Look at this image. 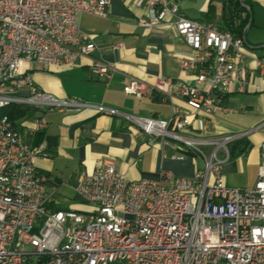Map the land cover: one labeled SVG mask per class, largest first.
<instances>
[{"label": "built area", "instance_id": "1", "mask_svg": "<svg viewBox=\"0 0 264 264\" xmlns=\"http://www.w3.org/2000/svg\"><path fill=\"white\" fill-rule=\"evenodd\" d=\"M110 4L0 0V111L8 102L45 110L89 106L41 91L33 72L71 68L90 57L97 47L80 29L78 17H105ZM136 6L148 7L150 20L141 24L149 30L172 17L177 35L190 49L178 56L179 68L192 80L159 78L151 85L132 79L124 88L127 95L180 99L196 113L213 115L228 95L245 92L242 36L216 23L186 18L175 0H138ZM254 63L264 75V50ZM114 72L113 65L93 62L96 80L108 82ZM95 108L125 117L163 144L178 142L182 153L173 158L198 157L203 169L191 178L165 172L160 180L130 181L117 169L115 158H106L82 173L75 188L84 210H56L52 179L38 166L39 160L50 158L45 146L28 144L19 122L7 115L0 123V264H264V139L254 187L230 188L223 175L231 160L229 145L246 138L249 130L196 139L183 135L190 121L179 108L168 120ZM23 126L28 134L47 127L41 119Z\"/></svg>", "mask_w": 264, "mask_h": 264}, {"label": "crops", "instance_id": "2", "mask_svg": "<svg viewBox=\"0 0 264 264\" xmlns=\"http://www.w3.org/2000/svg\"><path fill=\"white\" fill-rule=\"evenodd\" d=\"M137 1L111 0L105 17L80 15L78 25L95 43L96 51L74 67L46 71L36 68L33 72L35 84L41 91L60 100L70 99L89 105L36 109L33 116L18 120L25 141L33 148L44 145L50 157L47 161L39 160L38 166L52 179L53 209L83 211L75 188L82 173L93 171L96 162L106 158H115L117 169L130 181L160 180L165 172L191 178L204 167L203 160L195 156L174 159L175 154L182 153L178 142L170 140L163 144L160 139L146 135L134 122L119 115L99 113L96 106L132 117L158 120L170 119L174 109L179 108L186 112L190 121L183 135L196 139L223 138L261 127L229 145L234 149L233 156L223 166L224 179L230 188L251 189L258 179L260 145L264 139V75L256 69L254 60L264 50V27L256 24V11L264 13V1L253 3V25L247 27L248 32L243 38L248 71L245 92L228 95L223 108L213 115L196 113L180 99L156 102L153 97L140 99L124 92L132 79L151 85L159 78L192 80L179 68L178 56L190 49L177 35L171 24L172 17L149 30L141 24L142 21L149 22V9L137 7ZM175 2L180 13L190 20L216 23L224 31L234 24L218 18V13L212 10L211 0H203L198 5L192 4L191 0ZM94 61L115 67L108 82L92 76ZM36 119L46 122L45 131L28 134L23 122L32 125ZM243 147L245 151L240 152Z\"/></svg>", "mask_w": 264, "mask_h": 264}, {"label": "trees", "instance_id": "3", "mask_svg": "<svg viewBox=\"0 0 264 264\" xmlns=\"http://www.w3.org/2000/svg\"><path fill=\"white\" fill-rule=\"evenodd\" d=\"M242 3L249 6L251 11H247L244 8ZM236 6H237L238 10L246 12V17L243 21H241V23L239 25L234 23L233 25L229 26L228 31H231V32H233L239 36H242L244 38V36L248 32L247 27L249 25V22L251 19L253 20V3L251 1H248V0H246L245 2H240V0H237ZM252 25H253V21H252L251 26ZM153 99L156 102L162 100L161 97H159V96H153ZM34 110H36V109H33V110L23 109L22 107L16 105V106H11V107L5 108L2 111H0V116H7L8 115L12 121H18L21 118H23L24 116L29 115L31 113L30 111H34ZM244 151H245V149H241L240 152H244ZM233 152H234V149L231 148V150H230L231 156H233Z\"/></svg>", "mask_w": 264, "mask_h": 264}, {"label": "rangeland", "instance_id": "4", "mask_svg": "<svg viewBox=\"0 0 264 264\" xmlns=\"http://www.w3.org/2000/svg\"><path fill=\"white\" fill-rule=\"evenodd\" d=\"M248 1H250V0H248ZM191 2H192V4L198 5V4L202 3L203 0H191ZM236 2H237V0H211L212 10H215L218 13L219 19H222L225 21L229 20V21H232V22L236 23L237 25H239L241 23V21H243L245 19L246 12L238 10L237 6H236ZM254 4H258V3H254ZM256 12H257L256 24H260L262 27H264V13L261 14L262 12L259 10H257ZM253 34H254V30H252L251 36ZM22 108L23 109H29V110L36 109V107H31V106L22 107ZM30 112L31 113L29 115H31V116H33L36 113L35 110L30 111ZM29 115H27V116H29ZM231 148L232 147H229L230 150H231Z\"/></svg>", "mask_w": 264, "mask_h": 264}, {"label": "bare ground", "instance_id": "5", "mask_svg": "<svg viewBox=\"0 0 264 264\" xmlns=\"http://www.w3.org/2000/svg\"><path fill=\"white\" fill-rule=\"evenodd\" d=\"M245 40L243 38H241V46H245ZM18 106V104H15V102H8V104L6 105L5 108L11 107V106ZM7 116H0V123L4 122V119H6Z\"/></svg>", "mask_w": 264, "mask_h": 264}, {"label": "water", "instance_id": "6", "mask_svg": "<svg viewBox=\"0 0 264 264\" xmlns=\"http://www.w3.org/2000/svg\"><path fill=\"white\" fill-rule=\"evenodd\" d=\"M242 4H243L244 8H245L247 11H251V9H250L249 6L245 5L244 3H242ZM251 23H252V19H251L250 22H249L248 28H250ZM254 130H255V129H251V130H249V131L252 133Z\"/></svg>", "mask_w": 264, "mask_h": 264}, {"label": "flooded vegetation", "instance_id": "7", "mask_svg": "<svg viewBox=\"0 0 264 264\" xmlns=\"http://www.w3.org/2000/svg\"><path fill=\"white\" fill-rule=\"evenodd\" d=\"M244 139V138H243ZM240 140H242V139H240ZM242 149H245V147H243Z\"/></svg>", "mask_w": 264, "mask_h": 264}]
</instances>
